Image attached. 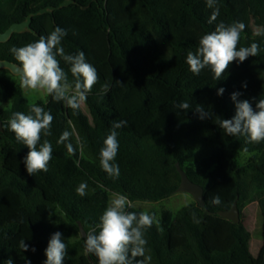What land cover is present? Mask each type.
<instances>
[{"label":"trees","instance_id":"obj_1","mask_svg":"<svg viewBox=\"0 0 264 264\" xmlns=\"http://www.w3.org/2000/svg\"><path fill=\"white\" fill-rule=\"evenodd\" d=\"M64 1L0 0L1 33L47 6L58 8L33 17L36 33H15L0 43V61L18 64L13 46L35 42L58 26L67 31L65 51H83L99 74L84 102L88 114L82 105L74 111L50 96L34 102L54 117L52 134L42 137L53 153L48 171L30 176L23 162L29 150L16 141L7 122L13 112L27 113L33 103L8 77L10 71L0 69V264L9 258L14 264H43L48 242L58 231L68 246L63 264H98L95 255L85 252L82 229L87 234L95 227L112 194L127 195L128 210L135 212H140L137 203H159L177 194L182 182L177 163L203 186L206 206L195 200L176 212H161L145 233L151 264H262L264 142L228 136L215 121L235 115L233 92L254 108L264 96V0H217L220 15L212 24L213 9L206 0H73L61 8ZM221 21L243 22L239 46L255 42L259 55L233 62L219 81L209 69L193 75L187 52L195 51L200 37ZM254 23L260 32L255 33ZM61 67L68 71L63 61ZM105 83L107 92L102 91ZM219 88L225 89L222 95H217ZM184 101L189 110L176 107ZM196 105L211 116L201 119ZM119 120L127 125L117 130L120 175L113 179L101 168L100 149ZM65 131L69 140L57 143ZM81 183L87 185L83 197L76 192ZM216 195L219 205L211 203ZM236 202L239 224L219 214ZM255 203L262 224L257 254L244 221L246 208ZM22 239L27 251L19 247Z\"/></svg>","mask_w":264,"mask_h":264},{"label":"clouds","instance_id":"obj_2","mask_svg":"<svg viewBox=\"0 0 264 264\" xmlns=\"http://www.w3.org/2000/svg\"><path fill=\"white\" fill-rule=\"evenodd\" d=\"M208 8L213 9L209 24L217 20L220 9L217 0H206ZM243 22L235 21L226 24L223 21L216 24L214 31L203 34L195 51H188L186 63L193 75H200L204 69H209L213 79L219 81L225 78L233 62L243 63L249 57L259 55V45L255 42L249 46H239L241 33L245 30ZM67 31L56 27L47 36H40L35 42L10 49L18 62L16 75L22 89L33 93H44L56 102H63L72 110H79L88 94L99 81L96 68L87 62L85 53H67L62 46ZM61 61L68 66V71L61 67ZM69 73L72 79H69ZM243 87H247L246 83ZM109 85L105 83L102 91L107 92ZM219 88L217 95L224 93ZM240 92H233L231 99L235 103V115L231 119L217 117L215 123L228 136H244L247 143L259 144L264 142V96L255 104L240 100ZM255 99V98H254ZM181 110H189L191 105L181 102L176 105ZM195 111L200 118L211 116L201 105H196ZM52 116L39 104H30L27 113L13 112L7 122L8 129L15 134L18 143L28 148L24 157V165L28 175L47 172L52 159L53 148L48 139L51 133ZM127 125V121H114L100 149V165L109 177L117 179L120 175L119 164L115 163L119 151L118 129ZM70 133L65 131L57 143L69 140ZM69 153L74 149L71 143L66 144ZM247 152V148L244 149ZM86 183H81L76 192L83 197L87 194ZM211 203L221 204L218 195ZM131 203L127 195L116 193L108 201L98 223L85 236L84 246L87 254L98 258V264H151V256L147 254L148 241L146 230L156 222L154 214L145 211H129ZM22 251L28 250L25 240L19 242ZM32 251H35L33 248ZM68 246L62 233L55 232L45 249L46 260L43 264H63ZM4 264H14L9 258ZM25 264H31L26 260Z\"/></svg>","mask_w":264,"mask_h":264},{"label":"rangeland","instance_id":"obj_3","mask_svg":"<svg viewBox=\"0 0 264 264\" xmlns=\"http://www.w3.org/2000/svg\"><path fill=\"white\" fill-rule=\"evenodd\" d=\"M253 29L255 33H258L261 31L260 27H257L256 24H253ZM8 77L12 80L19 82L18 75L13 74L11 71L7 73ZM26 97L30 100L31 103L36 102L39 99H44V101L47 100L48 95L44 93H33L30 90L24 89ZM82 107L84 108V112L88 114V108L87 106L82 103ZM264 170V167H262ZM114 194L111 195V197ZM195 201V198L189 194V193H181L178 192L177 194L173 195L172 197L163 200L162 202H140L135 204L136 208L139 211H145L150 214H154L156 220L160 217L161 212L164 210H170L173 212H176L178 209H181L182 207L186 206L187 204ZM260 209L257 203L250 204L246 210H245V225L250 230L252 237H251V248L252 252L254 254H257L259 243H260V237H261V220H260Z\"/></svg>","mask_w":264,"mask_h":264},{"label":"water","instance_id":"obj_4","mask_svg":"<svg viewBox=\"0 0 264 264\" xmlns=\"http://www.w3.org/2000/svg\"><path fill=\"white\" fill-rule=\"evenodd\" d=\"M72 3L74 4L73 0H65L60 7L61 8L67 7V6L71 5ZM57 9H58L57 7L47 6L43 9L39 10L38 12L30 14L26 20L14 23L5 33L0 32V43L8 42L15 33H27V32L36 33V31L32 27L33 17L40 15V14L53 13ZM17 68H18V64H15V63L10 62V61H0V69L9 70L13 74L16 75ZM0 126L2 128L1 123H0ZM177 169L182 176V182H181V185L178 187L177 191L181 192V193L191 194L201 206L205 207L206 202H205V195H204L203 186H201L198 183L193 182L189 178L187 173L182 169V167L179 163H177ZM240 212L241 211H240L238 204L236 202L234 207L232 208V210L220 211L219 214L222 217L227 218L228 220H231L235 224H239L241 222ZM82 231H83L82 232L83 236L85 238L86 233L83 229H82ZM262 264H264V261H262Z\"/></svg>","mask_w":264,"mask_h":264}]
</instances>
